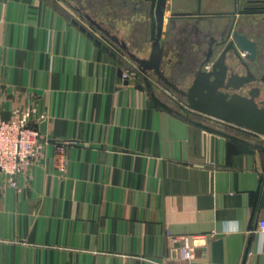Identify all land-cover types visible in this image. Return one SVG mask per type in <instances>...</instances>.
<instances>
[{"label": "crops", "instance_id": "obj_1", "mask_svg": "<svg viewBox=\"0 0 264 264\" xmlns=\"http://www.w3.org/2000/svg\"><path fill=\"white\" fill-rule=\"evenodd\" d=\"M61 1L0 0L1 115H45L43 148L17 187L0 173V264H264V146L188 108L151 72L119 76L128 57ZM120 1L107 0L106 24L91 17L147 57L148 5ZM248 1L167 0L164 73L187 88L232 23L263 50L264 0L244 12Z\"/></svg>", "mask_w": 264, "mask_h": 264}, {"label": "water", "instance_id": "obj_2", "mask_svg": "<svg viewBox=\"0 0 264 264\" xmlns=\"http://www.w3.org/2000/svg\"><path fill=\"white\" fill-rule=\"evenodd\" d=\"M140 1L148 5L150 51L147 57H140L131 51L124 40L111 35V39L134 66L119 68L118 75L121 76L125 70L151 72L165 86L184 97L186 106L198 114L264 137V102L258 101L261 89L258 85L254 86L264 83V76L258 77L255 73L261 68L258 39H251L233 23L223 26L219 39L211 45L206 59L193 72L190 85L185 89L179 88V84L171 80L162 67L163 58L168 54L161 41L167 0ZM173 16H183V13H173ZM84 17L90 26L95 25L99 31L104 30L89 14ZM71 21L112 57H117L86 26L77 19ZM208 62H211V69H203V65ZM228 90L233 92L229 93Z\"/></svg>", "mask_w": 264, "mask_h": 264}, {"label": "built area", "instance_id": "obj_3", "mask_svg": "<svg viewBox=\"0 0 264 264\" xmlns=\"http://www.w3.org/2000/svg\"><path fill=\"white\" fill-rule=\"evenodd\" d=\"M123 77L127 78L128 74L123 72ZM32 117L30 109L14 113L9 119L3 118L0 112V173L11 178L10 185L14 188L17 187L15 179L29 169L43 148L37 122L45 115L38 114L34 121ZM57 149L63 153L64 145H57ZM258 227L264 231V220L259 221ZM192 246L188 237L181 238L179 255L182 259L190 261L193 258Z\"/></svg>", "mask_w": 264, "mask_h": 264}, {"label": "rangeland", "instance_id": "obj_4", "mask_svg": "<svg viewBox=\"0 0 264 264\" xmlns=\"http://www.w3.org/2000/svg\"><path fill=\"white\" fill-rule=\"evenodd\" d=\"M61 4H63L64 6H75V7H80V5L83 7L82 9V13L83 15L85 13L89 14L90 16L94 17L97 20H101L103 21L105 24L108 22V18L107 15L105 14L108 10L112 9L111 8V2L108 3L107 0H85L82 2H79L77 0H68V2L65 1H61L59 2ZM70 8V7H69ZM82 22H84L85 25L90 26V24L88 23V21L85 19V17L83 16L81 18ZM251 135L248 137L249 139H251L253 142L261 144L264 146V137L254 134V133H250Z\"/></svg>", "mask_w": 264, "mask_h": 264}, {"label": "flooded vegetation", "instance_id": "obj_5", "mask_svg": "<svg viewBox=\"0 0 264 264\" xmlns=\"http://www.w3.org/2000/svg\"><path fill=\"white\" fill-rule=\"evenodd\" d=\"M99 1H101V0H99ZM124 0H122V1H120V2H123ZM255 1V0H254ZM253 0H249L248 1V3H247V7H246V9L244 10V12H247V11H249V10H251L252 8H257V7H253V6H255V5H257V2H254ZM124 3H126V2H124ZM127 4V3H126ZM255 4V5H254ZM259 4V3H258ZM78 9V11L79 12H82V9H79V8H77ZM238 12L239 13H242V10L241 9H238V7H237V4L235 3V9H234V11H233V14L234 15H236V14H238ZM87 13H85L84 15L82 14V16H85ZM227 15L229 16V15H231L230 13H227ZM94 19V18H93ZM103 28H104V30L103 31H99L101 34H102V36L106 39V40H108L109 42H110V44H112V45H117L112 39H111V35H112V31H111V29L108 27V26H106V25H104L102 22H99V21H97ZM89 23V22H88ZM234 25H235V23H233ZM92 27H94V28H96V26L95 25H92ZM239 31H241L240 29H238ZM241 32H243V31H241ZM245 33V32H244ZM247 34V33H246ZM248 36H249V34H247ZM250 37V36H249ZM251 38V37H250ZM251 39H258L257 37L256 38H251ZM258 57H259V59H260V63H261V68H259V72H255L256 73V75L258 76V77H261V76H264V49L262 50L261 49V43H260V41H259V39H258ZM118 46V45H117ZM260 54H262V55H260ZM205 60V59H204ZM203 60V61H204ZM203 69H207V70H210L211 69V64H209V62L208 63H206V64H204L203 65ZM253 71H255V70H253ZM256 84H254V86H255ZM180 88V87H179ZM184 89V88H183ZM228 92L229 93H232L233 91L232 90H228ZM239 92H241V93H245V91L243 90V92L240 90ZM177 93V92H176ZM177 95H178V97L180 98V99H182L183 101H185V98L184 97H182L179 93H177Z\"/></svg>", "mask_w": 264, "mask_h": 264}]
</instances>
